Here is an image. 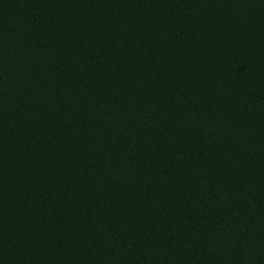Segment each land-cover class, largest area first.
<instances>
[{"label":"trees","instance_id":"1","mask_svg":"<svg viewBox=\"0 0 264 264\" xmlns=\"http://www.w3.org/2000/svg\"><path fill=\"white\" fill-rule=\"evenodd\" d=\"M0 264H264V0H0Z\"/></svg>","mask_w":264,"mask_h":264}]
</instances>
